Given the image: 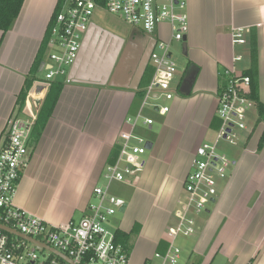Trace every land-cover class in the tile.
Listing matches in <instances>:
<instances>
[{"label": "crops", "instance_id": "0c3cea01", "mask_svg": "<svg viewBox=\"0 0 264 264\" xmlns=\"http://www.w3.org/2000/svg\"><path fill=\"white\" fill-rule=\"evenodd\" d=\"M57 3L24 0L11 28L0 31V144L7 120L37 117L48 93L52 81L38 76L41 71L45 75L49 48L35 64ZM185 10L188 32L182 48L184 54L188 50V67L177 77L178 95L169 111L165 115L153 111L160 124L151 141H146L151 148L129 185L133 192L123 200L124 212L109 225L111 231L129 235L124 246L129 264L151 263L155 252H164L166 231L174 222L195 150L215 141L211 122L217 117V97L230 76H241L249 68L250 36L256 42L258 93L264 104V0H186ZM232 28L247 30L245 45L232 43ZM91 31V36H97L96 28ZM143 36L149 44L148 56L136 49L126 72L121 73V68L112 78L120 49L105 84L74 80L63 85L41 137L29 145L27 167L14 198L16 207L53 226L86 214L92 190L99 186L110 153L118 146V135L127 129L125 120L141 106L138 94L151 68L150 53L155 39L168 38V25H161L154 36ZM237 55L241 60L234 62ZM244 61L247 67L240 68ZM26 80L32 82L19 106L18 95ZM263 130L264 124L257 123L241 133L232 146L228 177L218 187L217 199L203 212L204 220L196 222L191 254L200 257V264H213L215 259L219 264H264V147L258 150Z\"/></svg>", "mask_w": 264, "mask_h": 264}, {"label": "built area", "instance_id": "2783aa9c", "mask_svg": "<svg viewBox=\"0 0 264 264\" xmlns=\"http://www.w3.org/2000/svg\"><path fill=\"white\" fill-rule=\"evenodd\" d=\"M186 0H63L59 11L52 16L47 45V69L44 78L53 81L68 80V71L77 59L81 43L91 25L95 10H104L120 17L126 25L147 35L154 36L161 25H168V38L155 39L149 61L153 69L137 114L125 120L127 129L119 133V152L113 164L105 167L104 186L92 190L94 203L78 221H68L53 226L44 220L18 208L14 204L18 181L27 167V156L33 124L32 116L24 121L10 117L5 126V138L0 144V225L25 237L37 240L60 252L73 264H129V256L122 244L115 240V232L109 229L112 217L119 212L124 201L110 193L112 184H132L135 173L142 169V156L146 141L136 135L139 124L151 127L153 120L144 114L148 100L163 98L172 100L177 95V69L171 62V43L182 42L188 32L184 13ZM244 28L231 29L234 45L246 44ZM241 56L233 58L239 62ZM67 68H69L67 70ZM233 72V71H231ZM234 73V72H233ZM249 79L230 76L226 87L217 97L216 116L220 126L215 141L205 142L196 148L190 171L185 176L183 195L173 213L174 222L166 231L164 252H155L152 260L158 264H179V237L189 238L197 234L196 217L206 211L207 205L218 196L219 183L226 180L231 162L218 152V143L236 146L242 132L248 130L247 115L254 103L248 99ZM152 111L165 115L167 106H150ZM39 258L36 248L0 230V264H65L57 257ZM145 264H151L145 262Z\"/></svg>", "mask_w": 264, "mask_h": 264}, {"label": "rangeland", "instance_id": "374dc122", "mask_svg": "<svg viewBox=\"0 0 264 264\" xmlns=\"http://www.w3.org/2000/svg\"><path fill=\"white\" fill-rule=\"evenodd\" d=\"M168 0H158L159 3H166ZM186 10H184L185 13ZM186 15V13H185ZM91 28L97 29V36L95 34L92 35L91 38V43L94 46V53L97 54L98 57L101 59H105L108 56L112 55V53L117 50L121 51V55L117 61L115 70L113 72V77L115 78L118 74L120 69L122 68L121 73L127 71L128 64L130 62V55L134 54L135 50H142L144 58L148 56L149 53V44L147 41V38L143 36V34L136 29L129 27L124 23V21L115 15L109 14L104 10H95L93 12L92 18H91ZM92 32V31H91ZM165 40V39H162ZM167 40V39H166ZM183 42H172L170 45V54H171V62L174 64L175 68L177 69V77H180V75L187 69L188 67V50L186 47V54L183 53ZM123 47V48H122ZM88 55H90V52H88ZM88 55H86L85 59H89ZM92 57V55H91ZM247 67V62L244 61L240 68H245ZM69 68H67L68 70ZM39 79L42 80L44 78V71H41L39 73ZM57 80H61L58 78ZM178 80L172 81V87L177 84ZM178 95V94H177ZM176 94L174 96H177ZM172 100H165L163 98H160L158 100H153L149 99L148 100V106H146L144 110V114L146 116L153 118L154 119V125L152 126V130H148L147 127L139 125L140 129H137L136 135L141 137L144 141H151L152 135L156 132V129L158 125L160 124L157 121V114L154 113L151 110L150 106H167L169 107L171 104ZM247 121H248V126L253 127L255 124H257V113L255 108H251L248 111L247 115ZM261 127V124L257 125L256 129ZM148 151V150H147ZM147 151L144 156V159L147 156ZM235 151V147H232L224 142H220L218 145V152L220 154H224L229 160L232 158V153ZM139 172V171H138ZM136 172L135 175L138 173ZM102 178V177H101ZM223 183H219V188H221ZM99 186H104V180L101 179L98 182ZM133 188L129 187V185L125 184H112L110 186V193L111 195L120 198L122 200H127L128 197L132 194ZM90 203H94V198H91ZM211 204H208L210 206ZM121 213L117 212L112 219H117L120 216ZM205 215L204 213L200 214L198 217H196V222H201V220H204ZM80 218L75 219L74 217V222H78ZM114 226V225H113ZM111 227V226H110ZM109 227L110 230H112ZM197 235V234H196ZM196 235L189 237V238H182L179 237L176 241L177 246L180 249V260L179 264H194L196 262L200 261V257L195 256L194 254H191V248L194 243V239ZM48 252L46 251H38V256L39 258H47ZM200 263V262H199ZM151 264H158V261L152 260ZM213 264H219V261L215 259Z\"/></svg>", "mask_w": 264, "mask_h": 264}, {"label": "trees", "instance_id": "16d2710c", "mask_svg": "<svg viewBox=\"0 0 264 264\" xmlns=\"http://www.w3.org/2000/svg\"><path fill=\"white\" fill-rule=\"evenodd\" d=\"M24 0H0V31L2 33H5L8 31L15 20L17 19L19 12L21 10V7L23 5ZM63 0H58L57 6L54 10V14H56L60 6L62 4ZM49 28V27H48ZM48 32V29H47ZM47 45V35L43 39V46L40 50V53L37 57V61L35 65H38L42 61V55L44 53V50ZM249 57H250V65L249 68L244 70L241 73L242 77H247L249 79V92H248V99L251 100L254 103V108L257 113V122L256 123H263L264 124V104L259 99V93H258V81H257V70H256V42L255 39L250 36L249 38ZM153 69L149 68L146 72V79L144 82L145 87L148 85L151 76H152ZM31 80H26L23 89L20 91L18 95V102L19 106H22L24 103V98L27 93V90L29 89V86L31 85ZM65 80H53L52 82H49V90L44 98L42 105L38 111L36 120L33 124L30 139L33 143H36L38 139L41 137V134L45 128V125L51 116L53 107L59 97V94L61 92V89L63 85H65ZM139 98L140 101L143 99L144 92L143 90L139 92ZM220 126V121L215 117L211 122V128L213 130H217ZM264 147V130L261 133V136L258 141V150H261ZM119 152V147L115 146L109 156L108 159V165H111L115 162L116 157ZM138 229V226L136 225L134 229L131 231V235L135 234ZM129 239V235L120 233L119 231H115V240L117 243L122 244V246L126 247V243ZM53 257V255H50ZM60 262L64 263L62 260L57 258ZM194 264H200L199 262H196Z\"/></svg>", "mask_w": 264, "mask_h": 264}, {"label": "water", "instance_id": "95a60500", "mask_svg": "<svg viewBox=\"0 0 264 264\" xmlns=\"http://www.w3.org/2000/svg\"><path fill=\"white\" fill-rule=\"evenodd\" d=\"M91 30H94V28H91ZM91 30L89 31L88 34H86L85 39L83 40L81 44V48L79 51V55L77 56L76 61L74 64L71 66L72 70L68 74V80L69 82L74 81L75 82H80V83H86V84H93V85H103L106 83V81L109 78V75L111 73V70L116 62L117 55L119 51L116 49L112 53V55L108 56L105 59H101L98 57V55L94 53V46L91 43ZM185 41V37L183 39V42ZM88 52H90V55H88ZM184 53V51H183ZM86 55H88L89 59H85ZM92 55V57H91ZM190 88V87H189ZM189 92L184 93V95H188ZM151 144L148 142L146 143V149L150 150ZM125 210V204L122 206V208L119 210L120 213L124 212ZM0 230L15 236L17 238H20L21 240L30 243L33 245L37 251H46L53 256L59 258L66 264H73L69 258L61 254L60 252L50 248L49 246L25 237L9 228H6L4 226L0 225Z\"/></svg>", "mask_w": 264, "mask_h": 264}]
</instances>
